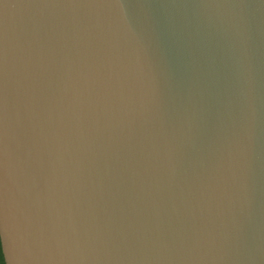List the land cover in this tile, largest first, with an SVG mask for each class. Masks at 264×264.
<instances>
[{"label": "water", "instance_id": "obj_1", "mask_svg": "<svg viewBox=\"0 0 264 264\" xmlns=\"http://www.w3.org/2000/svg\"><path fill=\"white\" fill-rule=\"evenodd\" d=\"M5 264H264V0H0Z\"/></svg>", "mask_w": 264, "mask_h": 264}, {"label": "trees", "instance_id": "obj_2", "mask_svg": "<svg viewBox=\"0 0 264 264\" xmlns=\"http://www.w3.org/2000/svg\"><path fill=\"white\" fill-rule=\"evenodd\" d=\"M0 264H5L4 263V259H3V254H2V251H1V244H0Z\"/></svg>", "mask_w": 264, "mask_h": 264}]
</instances>
